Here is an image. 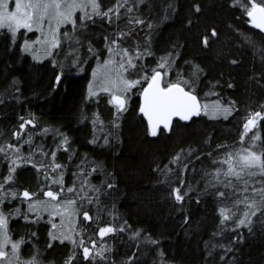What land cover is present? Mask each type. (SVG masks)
Instances as JSON below:
<instances>
[{
    "label": "trees",
    "instance_id": "16d2710c",
    "mask_svg": "<svg viewBox=\"0 0 264 264\" xmlns=\"http://www.w3.org/2000/svg\"><path fill=\"white\" fill-rule=\"evenodd\" d=\"M101 2L107 8L115 0ZM197 3L200 12L195 11ZM169 5L173 7L169 8ZM139 8L143 17L153 21L152 49L156 55L172 51L171 46L177 45L181 53L177 65L184 67L185 74L188 66L183 65L184 60L195 61L205 69L206 75L201 78L197 94L203 96L211 88L209 81L215 83L219 80L214 91L220 93L224 102L229 98L235 100L238 111L227 119L201 114L192 121H174L171 132L162 129L153 137L147 129L146 118L138 110L141 97L133 95L128 111L119 121V128H115L109 123L114 112L107 104L106 94H100L98 100L88 98L93 58L88 59L84 72H79L67 60L58 61L65 67L57 84L55 76L59 69L51 63L52 57L36 61L22 52L21 37L13 44L10 35L0 31V100L3 101L0 103V145L17 143L13 133L19 130V143L26 154L29 145L24 140L31 134L34 159L39 160L37 147L42 146L49 153L54 150L61 140L54 131L58 129L69 137L70 143L68 152L60 148L56 155L58 163L68 165L64 176L66 185L74 179L75 165L84 159L85 154L89 161L102 164L104 168L103 172L92 174L93 183L99 185L105 179V173L115 175L118 187L114 191L108 190L110 195L102 196L101 200L107 210L113 212L117 223L126 220L131 228L103 238L109 246V261L100 264H110L113 257L116 264H125L132 253L136 255L135 264H264V218L258 221L259 213L252 217L251 231L247 226L236 228L231 221L222 226L218 211L222 206L220 198L215 196L211 187L204 191L207 179L204 173L211 172L212 160L224 151L216 146L223 144L229 150L238 147L248 110H261L260 106L264 104V32L248 23L250 18L231 7L227 0H144ZM164 16L168 18L164 20ZM112 27L106 21L92 26L94 35L89 39L97 49L103 50V35L112 31ZM120 27H124V19L120 21ZM213 27L217 31L215 38L209 35ZM148 31L144 27L133 35L143 41ZM204 35H209L207 47L202 44ZM64 48L66 46L62 45L63 54L66 52ZM85 57L86 47L81 49V58ZM154 60V57L148 58L149 62ZM233 60L235 64L231 62ZM14 80L19 81L15 86ZM227 83L234 87L228 88ZM207 99L211 101L217 97ZM97 112L105 123L93 126L92 120ZM28 119H34L35 126L19 129V125ZM259 127L264 138V121ZM45 128L50 130L45 133L42 131ZM105 137L108 144L104 143ZM93 138L96 143L91 142ZM181 149L185 152L180 163L170 164L169 161ZM70 154L71 161L68 160ZM49 159L50 156L45 157L44 162ZM6 163L0 154V178L6 176ZM184 164H187L186 170L182 169ZM165 166L173 169L167 176L162 171ZM15 178L18 187L33 188L42 182V175L32 164H21ZM180 178L185 181L182 194L184 188L192 186L182 203L169 194V185H179ZM259 179L260 176L252 177L254 181ZM225 191L227 195L231 189ZM240 208L243 209L244 205ZM89 211L95 215L94 207ZM102 217L103 221L111 222L107 211ZM83 223L82 220L80 224ZM134 230H142L139 239L132 238ZM95 231L91 227V232ZM149 234L158 241L157 244L147 241ZM40 236L41 241L47 240L45 229L40 230ZM66 250V246L55 244L47 251V256L49 259L63 258ZM76 264H83L80 256Z\"/></svg>",
    "mask_w": 264,
    "mask_h": 264
},
{
    "label": "snow or ice",
    "instance_id": "6c2138e0",
    "mask_svg": "<svg viewBox=\"0 0 264 264\" xmlns=\"http://www.w3.org/2000/svg\"><path fill=\"white\" fill-rule=\"evenodd\" d=\"M227 2L250 18L248 23L264 31V0ZM143 3L144 0H115L110 7L105 8L101 0H0V31L8 33L13 44L18 37H23L26 33L38 32L40 35L34 40L23 38L20 48L23 53H30L34 60L52 57L51 63L59 69L55 76L57 84L64 75L65 66L56 59L61 54L62 45L68 49L64 54L65 60L75 65L79 72H84L88 59L93 58L96 67L91 71L92 80L87 86L88 98L96 97L98 100L101 93L107 94L108 103L115 109L109 123L115 128H119V121L128 111L132 95L142 98L138 110L142 117L146 118L147 129L153 137L158 136L162 129L171 132L174 121H192L193 117H199L201 114L212 118L223 116L227 119L233 112L238 111L235 100L229 98L224 102L220 93L214 91L220 84L219 80L215 83L209 81L211 88L204 92L203 96L197 94L201 78L206 75L205 69L195 61L184 60L183 65L188 66V72L185 74L184 67L177 65L181 56L177 45L171 46L172 51L156 55L152 49L151 34L154 24L152 20L140 14L139 5ZM172 7L173 5H169V8ZM194 8L196 12L201 11L198 3ZM121 9H124L123 13ZM167 18L163 17L164 20ZM122 19L124 27H120ZM105 21L110 27H114L103 35V50H100L93 45L89 36L94 35L91 32L92 26ZM188 23L191 24L192 21L189 20ZM144 27L149 30L148 33L143 41L137 40L133 33H136L137 29L143 30ZM209 35L217 37L215 27L209 30ZM209 35L202 37L205 47L209 45ZM85 47L87 57L82 59L81 49ZM149 57H154V62H149ZM231 62L236 63L235 60ZM17 83L19 81L14 80L13 86ZM227 87L232 88L234 85L227 83ZM16 91H19V88H16ZM209 96H216L217 99L210 101L207 99ZM2 102L0 100V103ZM260 108L261 110L249 109L244 117L239 146L229 150L226 145H217L218 149L222 148L224 151L212 160L211 172L204 173L207 178L204 191L207 192V187H211L215 196L221 200L222 206L218 211L222 226L231 221L236 228L247 226L251 231L252 217H257L259 213L257 220L264 218V138L260 135L259 127L261 121H264V104ZM92 123L96 126L97 123L103 125L105 122L97 112ZM27 125L35 126V120H24L19 129L22 130ZM49 130L42 129L45 133ZM54 131L61 140L50 153L38 146L41 157L39 160L34 159L31 134L24 140V143L29 145L26 154L22 152V145L19 143V130L13 133L17 143L6 142L0 145V154L9 162L7 175L0 178V264H44L42 251L35 245L26 244L25 236L32 240L37 236L36 232H26L24 236L13 238L9 224L10 220L16 217L38 225L45 219L46 213L47 220L51 223V230L48 232L50 239L46 247L52 248L56 241L60 244L67 241L72 245L71 254L64 264H72L78 249L82 250L79 255L83 264L109 261V246L103 238L131 228L126 220L117 223L113 212L108 211L101 200L102 196L110 195L108 190L114 191L118 187L115 175L105 173V179L99 185L90 179L93 173L104 171L102 164L89 161L85 154L84 159L75 165L77 171L72 173L74 179L70 184H65L64 176L68 165L58 163L56 155L60 148L65 152L69 151V137L58 129ZM91 142L96 143L95 138ZM104 143H109L107 137ZM184 152L185 150L181 149L169 163H180ZM188 152L191 153L192 149L189 148ZM72 154L68 155L69 161L72 160ZM49 156L50 159L45 163L44 158ZM21 164H32L42 175L43 180L35 190L17 186L15 173ZM182 169L186 170L187 164L182 165ZM162 171L167 176L173 169L165 166ZM255 176H260L261 179L252 180ZM184 183L183 178H180L179 185H169V194L177 202L182 203L185 196L192 191V186L188 185L182 194L181 187ZM222 188L231 189V192L226 195ZM13 201H16L15 205ZM22 205H26V208H22ZM240 205H244V208L241 209ZM91 207L95 208L94 216L90 214ZM112 208H115L114 203ZM105 211L111 222L103 221L102 214ZM56 217H59V223L56 222ZM81 217L83 224L79 223ZM187 219L186 217L185 222ZM88 222H92L91 225ZM66 224L69 227L66 228ZM89 227H94L96 231L89 232ZM141 231H132V238L139 239ZM93 236L96 239H93ZM97 239L100 240L99 246ZM146 239L149 243H158L150 234ZM22 248L25 251L31 248V254L25 256ZM135 261L136 255L132 253L127 257L125 264H135ZM110 264H116L114 257Z\"/></svg>",
    "mask_w": 264,
    "mask_h": 264
},
{
    "label": "flooded vegetation",
    "instance_id": "af4514ba",
    "mask_svg": "<svg viewBox=\"0 0 264 264\" xmlns=\"http://www.w3.org/2000/svg\"><path fill=\"white\" fill-rule=\"evenodd\" d=\"M63 31V30H62ZM7 187V186H6ZM37 187L33 186V188H29V190H35ZM13 204H16V201H13ZM25 205H22L21 207L24 208ZM83 220L80 219L79 223H81V221ZM89 225H91V222H88ZM10 230L12 232L13 238L16 239L20 236H24L26 232H36L37 236L35 238H33L32 240H28L27 237L25 236V240H26V244L27 245H35L36 247H38L41 251H42V260L44 261V264H49V262H52V264H64L65 259L67 258V256H69L71 254V249H72V245L65 241L64 244H60L59 241H56L53 243V246L55 244L57 245H63L66 246L67 248V252H66V256L62 257H55V258H51L49 259L47 256V251L50 250V248H47L46 245L49 242L50 237L48 236V232L51 230V224L46 220H42L38 225H34L33 223H31L30 221H24L22 218L16 217L10 220V224H9ZM45 229L46 231V238L47 240L45 242L41 241V236H40V230L41 229ZM89 232H91V227H89L88 229ZM22 251L24 252V255H30L32 249L28 248L27 251L24 250V248H22ZM81 249L77 250V255L75 257V259L73 260L72 264H76L78 261V257L80 256L79 253L81 252Z\"/></svg>",
    "mask_w": 264,
    "mask_h": 264
},
{
    "label": "rangeland",
    "instance_id": "374dc122",
    "mask_svg": "<svg viewBox=\"0 0 264 264\" xmlns=\"http://www.w3.org/2000/svg\"><path fill=\"white\" fill-rule=\"evenodd\" d=\"M63 30V29H62ZM23 31V30H22ZM91 32H92V29H91ZM38 35H40L38 32H32V33H26L23 37H21V44H22V39L23 38H27V39H30V40H34V39H36V37L38 36ZM65 49V51L67 52L68 51V49H67V47L66 48H64ZM61 51V50H60ZM65 52V53H66ZM27 54H29L30 56H31V54L30 53H27ZM83 54L84 55H86V53L85 52H83ZM32 57V56H31ZM49 58H51V57H45V58H43V59H41V60H36V61H39V62H42V61H45V60H47V59H49ZM33 59V58H32ZM56 59H57V61H60V62H63V61H65V56H64V54L62 53V51H61V54L60 55H58L57 57H56ZM96 67V63H95V60H94V65H93V68H95ZM92 68V69H93ZM92 80V75H90V81ZM89 81V82H90ZM101 94H105V93H101ZM106 96H107V94H106ZM133 98V95L131 96V99ZM108 96H107V104L109 105V106H111L112 107V110H113V112L115 111V109H114V106L113 105H111L110 103H108ZM130 99V100H131ZM129 103H130V101H129ZM220 117H223V116H220ZM220 117H216V118H220ZM212 118V117H211ZM253 131H255V130H253ZM249 135H251V133H249ZM246 140H247V137H246ZM245 146H247V144H245ZM3 160H5L4 158H3ZM6 167L8 168L9 167V162H8V160H7V163H6ZM7 172H8V170H7ZM7 172H6V175H7ZM0 176H2V173H1V170H0ZM42 180H43V178H42ZM65 180V179H64ZM24 208H26V205L24 206ZM45 219L47 220V214L45 213ZM56 219V222L57 223H59V217H56L55 218ZM81 219H82V217H81ZM48 221V220H47ZM51 224V223H50ZM65 227L67 228V227H69V225H65Z\"/></svg>",
    "mask_w": 264,
    "mask_h": 264
},
{
    "label": "water",
    "instance_id": "95a60500",
    "mask_svg": "<svg viewBox=\"0 0 264 264\" xmlns=\"http://www.w3.org/2000/svg\"><path fill=\"white\" fill-rule=\"evenodd\" d=\"M254 28H255V26L254 25H252ZM255 29H257V28H255ZM258 31H261V32H264V31H262V30H260V29H257ZM141 102H142V98H141Z\"/></svg>",
    "mask_w": 264,
    "mask_h": 264
}]
</instances>
